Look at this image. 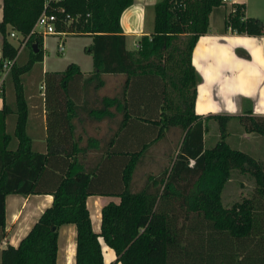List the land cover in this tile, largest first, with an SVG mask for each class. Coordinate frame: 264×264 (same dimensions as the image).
<instances>
[{"label": "trees", "instance_id": "16d2710c", "mask_svg": "<svg viewBox=\"0 0 264 264\" xmlns=\"http://www.w3.org/2000/svg\"><path fill=\"white\" fill-rule=\"evenodd\" d=\"M2 1L1 94L3 62L17 60L23 43L29 55L22 64L13 60L8 71L17 112L15 148L9 146L11 135L5 121L11 108L6 102L0 108V230L5 226L8 193L46 192L53 195V201L17 246L2 248L0 264H55L58 227L66 222L77 227L75 264H104L99 236L122 264H264V159L227 143V123L234 115L208 114L203 118L193 107L199 76L191 64V51L199 35L208 30L212 8L224 2L156 1L153 31L143 36L137 56L126 47L120 22L123 10L133 0L51 3L60 19L56 24L59 30L92 36L93 69L84 74L77 64L69 63L63 71L44 72L48 133L47 150L40 152L33 150L26 132L28 105L21 74L42 52V35L33 31V26L45 0ZM244 12V3H236L226 15L225 25L238 32L261 34L264 22ZM66 14L72 17L70 21L64 20ZM8 26L20 34L17 44L8 39ZM33 42H37V51ZM104 73L125 74L122 90L104 96V106L99 109L110 115V106H114L122 117L97 161L84 169L75 151L71 109L76 97L71 89L75 85L89 93L90 85L103 84ZM176 74H180L181 95L186 94L187 86L192 87L190 100L184 98L182 109L169 111L167 84L177 87ZM136 76L140 81L131 86ZM146 79L148 84L143 85ZM236 117L245 131L264 135V115L249 110ZM207 118L217 121L220 134L211 147L204 144ZM170 126L185 130L171 163L137 184V162ZM233 169L250 173L255 186L249 195L225 205L221 193ZM115 181L117 188L105 185ZM98 193L121 198L102 207L100 232L93 230L86 205L87 196Z\"/></svg>", "mask_w": 264, "mask_h": 264}, {"label": "crops", "instance_id": "0c3cea01", "mask_svg": "<svg viewBox=\"0 0 264 264\" xmlns=\"http://www.w3.org/2000/svg\"><path fill=\"white\" fill-rule=\"evenodd\" d=\"M156 1L158 0H133L121 14L120 22L126 36V47L136 56L139 55V51L142 48L143 36H150L153 31L154 5ZM233 1H235V4L244 3L245 16H253L264 22V0ZM253 2L258 3L257 7H252ZM2 4L3 1L0 0V21L3 14ZM231 6L232 0H229L212 8L209 13L208 30L199 35L192 48L191 64L199 76L193 107L194 112L203 118L208 114L234 115L227 123V137L225 138H229L232 131L235 132L234 134L237 133L236 136L239 140L237 149L244 150L253 157H257L256 159L261 160L264 157L256 156L255 152L259 151V145L256 143H260L258 139L262 134L245 131L242 125L237 124L239 120L236 116L245 114L249 110L252 114L264 115V106H262L264 105V62H262L264 61V41L259 39L264 37V30L261 34H248L238 32L228 25L226 26L225 18ZM8 31V39L17 44L20 34L10 26H8ZM11 31H14L15 35H11ZM237 38L247 39L248 42L244 45H239ZM2 43L3 35L0 32V57L2 54ZM28 55L29 51L26 46L24 47L23 43L19 48L17 60L15 59L14 61L21 64L25 63L28 60ZM44 68L42 65V73L45 71ZM8 77V73L2 76L4 87L3 93L0 95V108L3 107L4 102L11 108L5 121L6 130L11 135L9 146L15 148L18 141L13 135L17 119L15 91L12 81ZM102 77L103 84L98 87L90 85L89 93L86 92V88L82 90L81 87L79 89L75 85L71 89V93L76 97L71 109V121L76 138L75 151L77 153V161L84 169L92 166L97 161L98 156L104 151L106 142L117 129L122 117L120 111L115 109L114 106H110L112 111L110 115H103V112L99 109L104 106V96L115 95L122 90L125 74L104 73ZM136 77L131 86H133V83L140 81L141 77ZM81 81H79L80 86ZM148 81L149 79H146L143 85L148 84ZM24 86V95L28 105L26 132L31 138L33 150L46 152L48 132L44 86L41 84L39 86L41 90L33 88V91H28L30 86H26L25 83ZM82 93H84L83 97ZM184 98H186V94H183ZM258 108L259 110H257ZM212 119H205L207 125ZM176 127L178 126L168 127L164 135L156 141L164 139L167 131L169 132ZM184 133L185 131L180 137L178 146L183 139ZM206 133L204 134V139ZM154 142L147 146L146 151ZM227 143L229 144L228 141ZM253 144H256V147L251 148ZM131 146H135L134 141ZM190 162L192 164L193 160H190ZM227 183L228 181H226L223 190ZM105 185L110 189L118 186L116 181ZM221 198L224 201L225 196L222 195ZM120 199V196L115 194L98 193L87 196L86 205L89 209L94 231L100 232L101 230L102 207L110 201L118 203ZM52 201L53 195L46 192L29 194L12 192L5 196V226L0 230V259L2 248L6 247L7 244L17 246L43 210L52 204ZM76 236L77 227L75 223L66 222L59 225L55 264H75ZM98 239L104 264H108L111 261H114V264H122L120 260H116L115 250L105 242L103 236H99Z\"/></svg>", "mask_w": 264, "mask_h": 264}, {"label": "rangeland", "instance_id": "374dc122", "mask_svg": "<svg viewBox=\"0 0 264 264\" xmlns=\"http://www.w3.org/2000/svg\"><path fill=\"white\" fill-rule=\"evenodd\" d=\"M257 4L258 3L253 2L252 7H257ZM16 32L18 33V31ZM61 39L64 40L63 51L58 49V42ZM91 44L92 36L86 33H66L61 36L57 34L42 35V52L39 54L38 59L32 64L31 68L21 74L23 88L25 89V83L26 86H30L28 91H33V88L41 90L39 86L41 84L44 86V73L41 71L42 65L45 67L44 72H50L55 70L63 71L67 68L69 63H74L77 64L80 70L85 72V74L89 73L93 69L92 53L89 50ZM179 44L182 45V40H179ZM10 67L6 73H8ZM174 78L177 87L173 88L168 83L167 94L169 99L167 100V103L170 104L171 109H174V107L177 109H182L184 106V101L183 95H181L180 91V74H176ZM191 89V86H187L185 89L187 101L190 100ZM237 124L241 125L240 122ZM184 131L185 130L180 127H176L169 132L167 131L168 136L166 135L164 139L155 141L154 144L145 152L144 156L137 162L135 166L134 178L135 181L138 182L137 184H140L141 181H144L148 174L151 173L153 175H157L164 169V167L169 166L177 150L180 137ZM234 133L235 132L232 131L230 137L225 139L229 142L231 147L238 148L239 140L236 136L237 133ZM219 138L220 134L218 123L216 120L212 119L208 123V130L205 136L204 144L207 147H211ZM258 140H260V143L256 144L259 145V151L257 153L255 152V155L264 157V135H261ZM256 144H253L251 148L256 147ZM227 181L228 183L221 193L225 196L223 201L225 205H231L232 202L239 200L243 195H249L255 186L252 175L248 172H240L238 169H233L231 171L230 178Z\"/></svg>", "mask_w": 264, "mask_h": 264}, {"label": "built area", "instance_id": "2783aa9c", "mask_svg": "<svg viewBox=\"0 0 264 264\" xmlns=\"http://www.w3.org/2000/svg\"><path fill=\"white\" fill-rule=\"evenodd\" d=\"M57 0H45L43 4V9L41 13L38 15L37 19L35 20L33 31L41 33V35L45 34H57V35H64L68 32L61 31L57 28L56 24L60 21L57 14L51 10L50 4L56 2ZM223 2H227L229 0H222ZM52 5V4H51ZM235 9V1L232 0L231 10ZM63 19V18H61ZM72 17L69 14H66L64 20L70 21ZM11 35H15L14 31L10 32ZM58 49L63 51L64 49V40L61 39L58 42ZM14 59H8L3 62V76L12 65ZM1 93V87H0Z\"/></svg>", "mask_w": 264, "mask_h": 264}, {"label": "clouds", "instance_id": "9594fccd", "mask_svg": "<svg viewBox=\"0 0 264 264\" xmlns=\"http://www.w3.org/2000/svg\"><path fill=\"white\" fill-rule=\"evenodd\" d=\"M238 39V44L239 45H244V44H246L247 42H248V40L247 39H244V40H242V39H239V38H237ZM249 39H256V38H249ZM261 41H264V37H261V38H259ZM262 62H264V61H262ZM262 106H264V105H262ZM257 110H259V108L257 109Z\"/></svg>", "mask_w": 264, "mask_h": 264}, {"label": "water", "instance_id": "95a60500", "mask_svg": "<svg viewBox=\"0 0 264 264\" xmlns=\"http://www.w3.org/2000/svg\"><path fill=\"white\" fill-rule=\"evenodd\" d=\"M32 46H33L34 50L37 51V49H38V47H37V42H33V43H32Z\"/></svg>", "mask_w": 264, "mask_h": 264}]
</instances>
